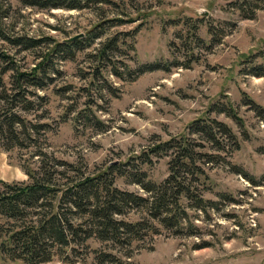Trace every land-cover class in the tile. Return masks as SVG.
I'll return each mask as SVG.
<instances>
[{"label": "rangeland", "instance_id": "374dc122", "mask_svg": "<svg viewBox=\"0 0 264 264\" xmlns=\"http://www.w3.org/2000/svg\"><path fill=\"white\" fill-rule=\"evenodd\" d=\"M111 1L79 11L0 0L4 34L58 43L84 36L73 58L54 57L59 73L46 90H36L44 98L23 113L40 125L39 149L86 174L116 163L161 182L176 149L150 154L152 164H145L144 153L186 138L209 177L195 183L197 193L216 206L209 214L192 211L195 237L164 232L133 247L92 239L56 250L45 264H100L98 253L111 249L128 264H264V0ZM241 6L252 19L241 15ZM54 46L47 41L23 51L0 37V49L22 69L33 68ZM215 121L230 134L219 129L211 139L199 130ZM30 156L0 150V192L4 183L28 182L21 164L34 166ZM116 186L149 196L123 178ZM137 218L135 211L126 216ZM8 221L0 218V234ZM2 241L0 236V246ZM0 264L28 263L0 249Z\"/></svg>", "mask_w": 264, "mask_h": 264}, {"label": "trees", "instance_id": "16d2710c", "mask_svg": "<svg viewBox=\"0 0 264 264\" xmlns=\"http://www.w3.org/2000/svg\"><path fill=\"white\" fill-rule=\"evenodd\" d=\"M25 2L40 10L79 11L113 3L111 0ZM244 9L240 7L241 15L252 19L254 15H246L248 9ZM0 37L23 51L35 50L47 41L55 44L31 69H22L15 57L0 49V150H27L31 160H36L34 166L33 163L21 164L28 177L27 183H4V191L0 192V218L9 220L7 228L0 234L3 237L2 253L12 260L45 264L53 260L56 250L71 251L74 244L92 239L114 247H133L164 232L176 237L197 236L198 225L192 211L209 214L210 208L216 205L198 194L194 186L201 179L206 182L209 177L199 166V157L192 144L181 138L176 145L164 142L144 153L145 164H149L152 162L150 154L176 149L169 175L161 182L151 180L146 172L139 174L134 167L129 170L116 163L98 174H86L79 165L50 159L38 147L36 135H39L40 125L23 113L33 110L36 98H44L36 90H46L53 83L54 75L59 73L54 57L58 54L64 56L62 58H73V48L81 44L82 39L58 43L51 38L11 37L2 31ZM114 42L115 39L106 44L99 53L100 58ZM114 74L119 78L123 75L118 71ZM230 112L231 116L237 117L232 109ZM219 129L230 134L229 127L216 121L212 125L204 124L199 130L214 139V131ZM118 178L139 185L149 196L120 189L116 186ZM133 211L139 218L127 220L126 216ZM195 248L206 246L196 245ZM118 254L113 249L100 252L98 262L128 264Z\"/></svg>", "mask_w": 264, "mask_h": 264}, {"label": "water", "instance_id": "95a60500", "mask_svg": "<svg viewBox=\"0 0 264 264\" xmlns=\"http://www.w3.org/2000/svg\"><path fill=\"white\" fill-rule=\"evenodd\" d=\"M83 37H84L83 35H78V36H75V37H71L69 39H66L65 42L66 43H71V42H74L76 40L82 39Z\"/></svg>", "mask_w": 264, "mask_h": 264}]
</instances>
